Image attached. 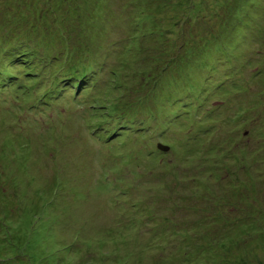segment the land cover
<instances>
[{"label": "rangeland", "instance_id": "obj_1", "mask_svg": "<svg viewBox=\"0 0 264 264\" xmlns=\"http://www.w3.org/2000/svg\"><path fill=\"white\" fill-rule=\"evenodd\" d=\"M39 2V8L46 9L49 16H67L70 6L79 4L87 9V19L84 18L83 28L76 29L73 22L66 23L68 16L66 24L45 22L43 18V23L53 31L47 30L44 36L34 34L30 39L35 41L17 40L24 34L26 19L11 22L10 26L12 19L0 20V25L7 29L0 35V48L10 44L17 50L14 49L13 61L8 48L4 53V49L0 50V69L5 67L9 74H18L14 82L0 77V182L11 185L7 192L0 190L6 198L4 204L0 201V264H264V151L257 143L262 108L247 110L241 121L243 127H236L226 118L227 112L234 117L228 109H236L240 103L246 105L248 96L243 94L231 101L226 105L228 109L216 98V94L232 86L229 74L235 73L236 63L249 62L240 84L246 85L252 76L255 52L264 50L253 37L255 33L264 36V0H253L245 8L247 12L237 11L232 19L234 26L221 39L207 36L200 51L184 55L183 70L178 75L174 72L176 64L172 63L161 80L143 79L147 84L144 90L135 89L140 98L133 95L128 101L137 102L138 107L128 112V107L115 103L127 94L122 91L124 75L113 66L118 53L126 48L131 50L136 44L142 48L140 59L146 56L147 47H152L157 61L160 41L156 33L173 25L172 9H181L178 16L182 20L186 7L179 8L177 0H144L139 25L142 34L134 30L129 38L128 18L135 10L131 9L130 0ZM2 7L6 11L28 9L23 3L8 0ZM90 15L94 16L92 22L88 20ZM225 20L228 19L220 22ZM64 26L68 30L60 42H54L53 33ZM11 27L16 28L14 34ZM146 33L152 35H143ZM192 34L187 32L186 37ZM125 36L128 42L122 45ZM68 37L72 40L67 41ZM79 38L87 42L84 47L88 48L69 50ZM24 52L28 59L24 58L21 67L17 60L23 59ZM84 57L92 58L78 64ZM146 63L151 67L154 62ZM88 67L98 69L95 79L85 82V90L79 96L72 95L70 81L79 85V77L92 71ZM65 69V75L70 77L64 82L67 77H59V72ZM55 72L57 77L53 79ZM26 75L41 83L29 84ZM136 80L133 76L130 86H124L131 89L137 85ZM182 83L188 85L185 90L180 88ZM253 83L255 79L249 86L252 90ZM6 90L17 93L13 98L12 92L10 95ZM151 90L150 96L142 98ZM29 93H34L33 100L24 103L27 99L21 97L24 104L20 103L18 98ZM53 99H57L56 103ZM183 109H192L196 114L189 138L184 130L192 121L183 117ZM102 117L107 122L100 128ZM238 128L246 133L241 143L243 153L231 150V141L227 145L225 141L230 135L231 140L236 137ZM114 133L108 141L107 136ZM206 139L210 142L205 143ZM158 143L168 151H159ZM199 143L205 144L201 155L196 152ZM109 146L111 156L124 154L100 166L101 158L108 156L105 148ZM215 146L223 151H212ZM221 152L226 161L216 163V170L225 169L227 174L210 175L205 167L207 159H215ZM157 153L164 158L162 164L155 162ZM135 159L139 167L134 163L125 165ZM242 164L250 169V176ZM57 167L61 169L60 186L54 189L50 182ZM111 167L116 168L108 176L111 186L133 188L129 199L139 205L136 227H119L115 222L113 195L105 193L100 183ZM231 185L244 192L252 191L253 196L248 202L239 201L232 195ZM221 189L233 196L231 200L241 208L235 212L225 210L224 216H229L225 223H211V214L205 217L194 207L206 208L209 197L219 199L223 194ZM195 197L198 201L193 202ZM250 209L257 211L252 218L246 213ZM160 224L161 228L171 227L163 236L150 231ZM74 237L77 239L72 243Z\"/></svg>", "mask_w": 264, "mask_h": 264}, {"label": "trees", "instance_id": "obj_2", "mask_svg": "<svg viewBox=\"0 0 264 264\" xmlns=\"http://www.w3.org/2000/svg\"><path fill=\"white\" fill-rule=\"evenodd\" d=\"M8 1H9V3H12L13 1H17V2L23 3L26 7H28V9L26 11H24L23 9H7V11H6V9H4L2 7V4L5 2V0H0V20L2 19L4 21H7L8 19H12V20H10L8 26L11 25V22H17L18 20H21V19L24 21H25V19L27 20L26 25H24L25 26L24 34L21 36L22 38H18L17 40H20V39L29 40L30 38H34L33 35L38 33V32L44 36L47 30L53 31L52 28H48V26H46L45 23H43V21H42L43 18H44L45 22H54L55 24L57 22H59L60 24H66V23L73 22L76 29L84 27V23H85L84 18H86L84 14H86L87 9H82L83 7L79 4H77L76 7L73 5H71V6L69 5L70 10L69 11L67 10V16L69 19L65 23V18H67V16H64L61 14L49 16L46 13V9H40L39 8V3H40L39 1L40 0H8ZM143 1L144 0H130V4H131L130 7H131V9H135V10H134L133 14L131 16H129V18H128L127 27L129 29V32L131 33L128 36L129 38L133 37L134 30H136L137 33H139V34H142V31L140 30L139 25H140V21H141V15L143 13L141 10L142 9L141 5H143ZM222 1H223V3L218 4V3H215V0H212L209 3L201 2V0H177V4H180L179 8H181L183 6L186 7V9H184V16L181 18L182 20H180L178 15L181 13V9H177V8L172 9V10H175L174 11L175 12L174 13V15H175L174 22L172 23L173 25L171 27L165 29L162 33H156L158 36V39L160 41V44H159L160 50H159V55H158L157 61H154L155 56L153 55L154 50L152 47H149V48L147 47V49L144 51V53L146 52V56L142 57L140 59H138V57H139V54L142 52V48H139L138 46H136V44H134V46L131 48V50L129 48L121 50L118 53L119 54L117 56L118 58L115 61L113 66H114V68L118 69L119 74L124 75L125 80L123 82V87L125 89H122V91L126 92L127 94L122 95V97H119V99L115 100V103L117 105L119 104L120 106L128 107L127 112L129 110H131L133 107H138L137 102L131 101V103H129L128 101L130 100V98L133 95L136 98H140V96L137 95V93L135 92V89L138 92L139 91L141 92V90H144L143 87L147 84L145 82L143 83V79L150 78L153 80H156V79L161 80L163 78V74H165L167 72V69H169V66L172 63L176 64V68H175L174 72L176 71V73L178 75L179 72L183 70V67L181 64L183 63L182 58L184 55H188V54L193 55L197 49H198V51H200V47L203 46V43L205 42V40H207V36H212L213 39L214 38L221 39V37H223V33H225L228 30V28L234 26L232 24V19L236 16L237 11L241 12L242 9L245 10L246 6L253 2V0H244V2H242L243 0H222ZM241 2H242V4H241ZM224 3H226V5ZM213 6H216L217 8L215 7L213 9ZM43 10H45V11L43 12ZM19 11H21L22 13H20ZM245 11L247 12V10H245ZM45 17H47V19ZM92 18H94V16L90 15L88 17V20L90 22H92ZM221 19L222 20L228 19V20H225L222 23V22H220ZM86 24H87V21H86ZM37 28H40V30H37ZM206 28L207 29L210 28V29L207 30ZM15 29H16L15 27H11V33L12 34H14L16 32V31H14ZM202 29H206V30L201 31ZM2 30H7V29H4L3 25L2 26L0 25V35L3 34ZM67 30L68 29L65 26L63 28L57 27V31L53 33L54 42H60L62 34H64V32ZM187 32H189V33L193 32V34L190 37H186ZM201 32H203V33L200 34ZM143 35H152V34L146 33ZM253 37H254V40L258 46L264 47V39H263L264 36L263 35H261L259 33H255L253 35ZM32 40H34V39H30V41H32ZM65 40H66V37H65ZM70 40H72V39L68 37L67 41H70ZM152 40H155V37H153L151 39V42H152ZM124 41L126 43L128 42L127 36H125L122 39V43H121L122 45H123ZM86 43H87L86 41H82V38H79L78 42L75 45H73L72 47L70 46L69 50L76 51L77 48H82V47L88 48V47H84L86 45ZM106 45H105V47H106ZM6 48H8V50H9V52H8L10 54L9 58L12 60V56L15 53L14 49H15V51H17L16 47L12 46V45L10 46V44H7V46L5 47L2 44V46L0 48V50L4 49L2 51V53L5 52ZM20 48H21V46L18 47V50H20ZM223 51H222V53H223ZM84 52H86V51H84ZM25 53L26 52H24V54H23L22 60L21 59L17 60V65H20L21 67L23 66V64H21V62L24 61V58L28 59V57L25 56ZM222 53H220V54H222ZM148 54H149V56H148ZM121 55H123V57ZM16 56H19V53H16ZM125 57H127L126 58L127 64L124 63ZM221 57H222V55H221ZM81 59L87 60L85 57L81 58ZM143 59H145V60H143ZM80 60L78 61V64H80ZM252 60L255 62V66L253 67V70H252L253 71L252 76L248 77V81H247L246 85L240 84L239 80L243 76V70L246 68L247 65H249V62L247 60L243 61V62L247 63V65H245L244 63L240 64L242 62H239L238 64L236 63V67L234 68L235 73L229 74L232 77V86L230 87V89H228V90L224 89L221 91V93L216 94V98L221 100L223 102V104H225V106H226V105H229V103L231 101L238 100L239 96H241L243 94H246V96H248V98L250 100H246L247 101L246 105H243V103H240L239 105H237L236 109H228L226 106V109H228L234 115V117L231 118L230 114L227 112V115L229 117H226V118H229V120L227 119L229 121V124L236 125V127H238V125L240 126L241 121L245 117L247 110L249 111V110H254L255 108H262V110L259 112L260 117H261V127H260V132H259V137H258L259 139L257 140V143H259V142L261 143V145H262L261 150L264 151V50L263 51L256 50L255 56L253 57ZM18 61H20V64L18 63ZM147 61L149 64H152L151 61H153L154 63L151 67H147V65H146ZM1 62L3 63V60L0 61V63ZM155 62H157V63H155ZM14 63H15V61H14ZM96 63H97V61H96ZM94 66H96V65H94ZM89 68L90 67H88V70H89ZM90 69L92 71L89 70L88 71L89 73L86 72L84 75L79 77V79L82 80V82L79 85H77L76 83L73 84V87H72V94L73 95L75 94L76 96H79L81 91L85 90V82H88L91 79H95L94 78L95 71L98 69L95 67H92ZM63 71H64V74L62 73ZM66 71H68V70L67 69L60 70V72H59V77H67V78H63V80H66L70 77L69 74L65 75ZM138 73H140V74H138ZM56 74H57L56 72L53 73V75H52L53 79H56V77H57ZM16 76H18V74H13V73L9 74L8 69H6L5 67L3 69H0V77H2V79H7V80H10L11 82H14ZM133 76H134V78H137V80L135 81V82H137V85H135L131 88L134 90H131V89L125 87L124 85L130 86L129 80ZM25 78H28L27 81L29 82V84L34 83V84L39 85L41 83L40 81H37L34 78L32 79L31 77H28V75H26ZM253 79H255V81H256V83H253L255 85L254 90H252L249 87L251 84V81H253ZM141 81H142V83H140ZM138 83H140V84L138 85ZM62 86H63V81H62L61 87ZM187 86H188L187 84L182 83L180 88H182V90H185L187 88ZM138 87H140V88H138ZM11 92H12V96L14 98L17 91H11ZM223 92L226 94H223ZM32 94H34V93H29L28 95L20 96L18 98L19 102L22 104L27 103L28 102V96L32 95ZM151 94H152V90L150 92H148L147 94H144V96L142 98L148 97ZM123 96L126 97V99ZM206 96H207V94H206ZM21 97H25L27 99V101L24 103L21 102L20 101ZM252 98L254 101L251 100ZM174 104H175V102L173 101L172 106ZM141 105L142 104H140V106ZM239 106H241V107H239ZM115 111H117V109H115ZM177 112H178V110H177ZM177 112H174V115L180 117V115L177 114ZM182 115H183V117H186L187 119L192 121L190 123V125L186 126L187 129L184 130V131L187 130L184 133L186 135V138H189L188 134H190L191 132L194 131V130H192L193 123L195 121H197V119L195 118L196 114H193L192 109H190L189 111L188 110L184 111V109H183ZM106 122H107V120L104 117H102L100 120V124H101L100 128L103 127L106 124ZM81 124H82V119H81ZM242 125L243 124H241V126ZM203 126L204 125L202 124L201 128H203ZM196 131L197 130H195V132ZM245 134L244 133L242 134L241 130L238 128V133L236 134V137H234L232 140H231L232 135L228 136V138L226 137V140H225L226 145L229 144V142L231 141V144H230L231 150L237 151L239 149V151L241 153H243L244 149H242V148H244V147L241 146V143L243 141V138L245 137ZM190 138L192 139L191 136H190ZM249 142H250V138L248 140H246V145ZM204 145L205 144H203V143L198 144V147L196 148V152L199 153V155H201V149L203 151ZM226 145H224V148ZM211 146H213V144ZM211 148L213 149L212 151L215 150L216 153H218L219 150L223 149V148H218L217 146L211 147ZM148 152L151 153V151H148ZM202 153L204 154L205 152H202ZM204 155L207 156L206 154H204ZM156 156H157L155 158L156 164H162V162L164 161V158L162 156L160 157L159 153H157ZM220 161H222L223 163L226 161L225 154L223 152H221V154H217L215 159H210V158L207 159L208 164H205V167L208 168L207 172H209L210 175L217 176V175L221 174L222 172L227 174V172H226L227 170H225V169L222 170L220 168L219 170H216L217 167L215 164L220 162ZM133 163L137 167H139V165L137 164L138 161H136V159L134 161L125 163V165L130 166ZM241 167L246 169L247 175H249V176L251 175L250 172L248 171V170H250L249 168H245V165H243V164L241 165ZM137 172L139 173V171H137ZM163 178H164V176L161 177L159 179V181L162 180ZM240 182H241V180H240ZM53 185H54V187L58 188L60 186V179H56V177H54ZM10 186L11 185L9 182H6V181L0 182V190L1 191L7 192V189ZM114 190H117V193L114 195V198H113V206L116 209V215L114 217L115 222L119 225V227H127V228L136 227L138 224L136 215H137V212L139 209L138 208L139 205L136 204L135 201H131L129 199V196L131 195V193L129 191H132L133 188L126 185V186H121V187H113V189L111 191H114ZM231 190L233 193L232 195L235 196L236 199H238L239 201H242V202H243V200L248 202L249 198L253 196L252 191L251 192H246V191L244 192V191H242L241 188H238L235 185H231ZM220 191L223 194H221L219 199H211L210 197L208 198V199H210V202L206 208L194 207L197 210L199 209L200 212L205 217H206V214L207 215L211 214L213 217L211 223L217 222L219 224L220 220H223L222 223H225V221H227L228 217H229V216L228 217L224 216L225 210L227 212H235L239 208H241L240 204H236L233 202V200H231V199H233L232 198L233 196H229V195H227V193H224L223 189H221ZM2 197H4V196H1V194H0V201H1V203L3 202L2 204H4L6 198L4 197V199H2ZM138 199L139 198L137 197V200ZM192 200H193V202L198 201V197H195L194 199L192 198ZM253 210L254 209H250L248 212H246V213H248V215L251 214L250 218H252V216H254V214L257 213V211L254 212ZM242 214H245V212L241 213V215ZM170 223H172V222H170ZM162 225L163 224L155 226L150 231H153L157 236H163L161 234H163V233L165 234L167 231H169L171 229V227H169V226H167L165 228L162 227V228H164V229H162L161 228ZM165 229H167V230H165ZM118 233L122 234V230H118ZM76 239H77V237H74L72 239L73 240L72 243H75Z\"/></svg>", "mask_w": 264, "mask_h": 264}, {"label": "water", "instance_id": "obj_3", "mask_svg": "<svg viewBox=\"0 0 264 264\" xmlns=\"http://www.w3.org/2000/svg\"><path fill=\"white\" fill-rule=\"evenodd\" d=\"M161 149H162V150H165V151L167 150V148H166V147H161Z\"/></svg>", "mask_w": 264, "mask_h": 264}]
</instances>
